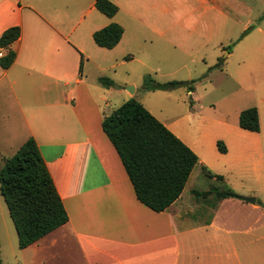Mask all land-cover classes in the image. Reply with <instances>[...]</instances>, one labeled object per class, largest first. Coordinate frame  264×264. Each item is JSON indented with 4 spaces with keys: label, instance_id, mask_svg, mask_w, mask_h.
<instances>
[{
    "label": "crops",
    "instance_id": "0c3cea01",
    "mask_svg": "<svg viewBox=\"0 0 264 264\" xmlns=\"http://www.w3.org/2000/svg\"><path fill=\"white\" fill-rule=\"evenodd\" d=\"M109 1L118 11L100 29L116 23L123 36L126 23L117 16L123 6L127 22L154 31V36L142 38L149 45L147 52L196 56L205 55L211 43L218 47L215 34L209 32L217 22L215 0L194 1L190 10L184 6L175 16L169 14L168 0ZM72 6V0H26L25 5L0 0V36L11 26L21 29L16 41L0 48L2 55L8 49L16 53L9 68L0 66V167L33 137L68 214L66 224L25 248L33 253L31 264H264V207L256 201L258 196L247 197L255 198V203L218 200L208 192L231 190L239 195L238 188L199 187L200 174L192 175L200 166L211 180L230 184L222 171L233 147L227 139L226 152L221 153L217 147L221 136L190 138L176 122L155 117L197 155L198 162L180 197L165 211L155 212L138 201L102 129L103 117L109 114L103 104L109 105L110 88L99 82L105 72L135 57L116 52L119 43L112 49L96 45L88 52L75 44L71 16L51 14ZM152 10L160 14L152 15ZM100 29H90L89 36L93 39ZM154 41L164 48H153ZM204 55L190 63L204 68L218 63ZM130 98L136 99L128 92L123 96L124 102ZM244 147V140L236 145L238 154Z\"/></svg>",
    "mask_w": 264,
    "mask_h": 264
},
{
    "label": "rangeland",
    "instance_id": "374dc122",
    "mask_svg": "<svg viewBox=\"0 0 264 264\" xmlns=\"http://www.w3.org/2000/svg\"><path fill=\"white\" fill-rule=\"evenodd\" d=\"M8 1L16 5L26 4V0ZM94 1L72 0L73 6L70 11L51 12L56 16H71L72 22L69 25L73 33L72 41L87 52L96 47L89 36L90 29H100L107 21L105 15L95 8L91 9ZM194 1L197 0H168L170 16L177 15L184 6L190 10L188 5H192ZM215 1L217 22L213 28L211 24L209 32L215 34L218 47L215 49L211 43L206 47L205 55L196 56L179 52L173 56H166L158 52L145 51V47L149 45L143 43L142 38L154 36V31L127 22L129 17L122 6L117 16L126 23V32L116 52L135 58L124 60L109 72H105L107 74L105 77L111 79L115 85L104 87L110 88V91L106 95L109 105L103 104V109L105 113H111L113 109L120 107L124 102L123 96L127 92L131 93V90L133 97L154 117L166 123L176 122L178 128L190 138L209 133L210 136H221L223 144H226L227 139L233 147L225 158L226 170L222 171L226 173L224 176H227L230 184L222 179L211 180L204 175L200 166H196L192 175L198 173L202 178L197 185L224 190L236 186L242 199L258 196L256 201L263 205L264 0ZM151 14L159 15L160 12L152 10ZM158 42H153V48H164V45ZM220 48L227 53L231 52V56H225ZM203 55L211 61L217 60L218 63L211 68H204L199 63H190L192 58H200ZM162 58L166 60L161 61ZM186 63L187 65L183 66ZM147 75L155 83L185 82L190 86H178L172 93L161 91L156 93L144 88ZM203 76H206V79L199 81ZM192 81L195 82L191 83ZM189 105L193 106L192 110L196 114L189 112ZM248 108L259 110L258 132L244 131L239 127V115ZM255 134L257 137L253 136ZM242 140L245 141V147L241 154H238L236 145ZM32 255L31 249L18 247L17 233L0 193V264H31Z\"/></svg>",
    "mask_w": 264,
    "mask_h": 264
},
{
    "label": "trees",
    "instance_id": "16d2710c",
    "mask_svg": "<svg viewBox=\"0 0 264 264\" xmlns=\"http://www.w3.org/2000/svg\"><path fill=\"white\" fill-rule=\"evenodd\" d=\"M94 6L109 18L118 11L109 0H96ZM20 34L19 26L4 30L0 36V48H8ZM122 34L123 28L111 23L95 31L92 37L97 46L112 49L119 43ZM15 58L16 53L8 49L0 57V66L9 68ZM99 82L105 87L115 85L107 77L99 78ZM186 85L190 86L185 82L155 83L147 75L144 88L172 90ZM238 124L244 130L258 132L257 109L241 111ZM102 129L118 153L138 201L155 212L168 209L180 197L198 162L197 155L134 98L104 115ZM217 147L219 152H226L221 141L217 142ZM203 170L206 175L212 176L206 168ZM0 193L15 227L20 249L68 222V214L33 137H29L11 157L4 160L0 168ZM208 193H214L218 200L242 199L231 190L214 189Z\"/></svg>",
    "mask_w": 264,
    "mask_h": 264
},
{
    "label": "water",
    "instance_id": "95a60500",
    "mask_svg": "<svg viewBox=\"0 0 264 264\" xmlns=\"http://www.w3.org/2000/svg\"><path fill=\"white\" fill-rule=\"evenodd\" d=\"M131 94H132V91L130 90ZM245 201L247 202H250V203H255V199L253 198H244Z\"/></svg>",
    "mask_w": 264,
    "mask_h": 264
},
{
    "label": "built area",
    "instance_id": "2783aa9c",
    "mask_svg": "<svg viewBox=\"0 0 264 264\" xmlns=\"http://www.w3.org/2000/svg\"><path fill=\"white\" fill-rule=\"evenodd\" d=\"M3 55H2V53H0V57H2Z\"/></svg>",
    "mask_w": 264,
    "mask_h": 264
}]
</instances>
